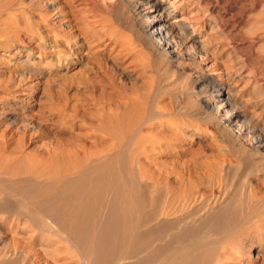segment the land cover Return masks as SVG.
I'll return each mask as SVG.
<instances>
[{"label": "bare ground", "instance_id": "bare-ground-1", "mask_svg": "<svg viewBox=\"0 0 264 264\" xmlns=\"http://www.w3.org/2000/svg\"><path fill=\"white\" fill-rule=\"evenodd\" d=\"M66 1V5L59 11L65 18H69L67 21L72 24L71 27H75L78 32L75 35L66 32L65 24L57 29L46 7L40 10L41 6L37 10L35 8L38 7L33 9L31 5L26 6L17 0L2 2L0 16L9 15L7 22L16 19L34 24L30 28L16 24L19 27L18 34L15 32L17 42L4 46L5 50L18 47V52L26 51L24 48L30 42L21 38V34L29 35L30 40L36 42L38 53L47 50L51 53L52 67L79 73V70H84L80 69L82 66L95 63L85 60V56H77L76 51L83 47L91 51L96 44L116 46L112 61L119 71H122L129 59L133 63V52L136 53V48H140L143 52L141 57H144L141 69L145 71L142 77L145 85L143 89L136 87L130 92L125 91L123 86H117V97L127 100L125 103L120 98L122 105L128 104L126 112L131 115L129 118L124 115L121 119L119 116L108 117L102 110L104 112L101 116L107 118L103 120L101 129H104L106 137L113 139L111 145L105 142L111 149L92 154L78 148L75 155L77 162L69 158L74 164H58L56 170L39 178L36 175L35 178H20L18 175L17 179L15 176L8 179L0 173V214L4 216L3 220L11 219L13 228L27 224L22 227L26 229L25 232L37 233L27 238L20 236V233H13L11 241L14 251L0 258V264H26L29 251L21 250V247L26 248L34 243L40 233H43L42 240H47L44 236L47 233L56 236L67 245V250L75 253L79 264H228V260L236 258L240 250V240H233V237L237 230H241L238 228L242 223L248 217L251 218V213L249 216L242 214L247 203L243 197L252 200L259 194L258 187L242 184L235 189L232 184L224 183L221 173H226L228 165L222 162L218 166L217 162L216 166L213 163L201 166L204 168V176H201L199 186L203 188L206 185L204 189L211 190L213 195L209 199H206V194L196 184L192 192L190 187V192L187 191L185 195L183 192L180 196V191H176L169 196L168 193L164 194L166 191H157L155 186V189L151 186L153 184H147L140 166V153L149 152V144H152L151 147L157 143L162 146L174 145L178 132L183 133L184 141L188 138L187 128L172 129L167 135L164 133L168 131L166 127L157 124L158 120L175 115L173 107L170 111L158 106V100L170 94V97L186 105L184 107L178 103L177 113L195 121L200 119L211 123L212 132L218 130L227 133L228 137L239 141L244 152L262 158L248 166L247 172H253V175L256 173L264 183V102L254 105L256 109L262 108L260 115L258 112L248 114L245 110L247 102L244 104L238 98L240 90H237V84L245 76L253 72L254 84H259V81L255 77L258 74H255L254 61L248 62V71L245 69L247 64H243L245 62L228 65L231 61L228 63L230 53L227 52L226 43L230 40L228 27L231 20L226 12L225 0H221V4H214L213 0ZM86 23L93 27L88 28ZM6 25L3 24L5 32L13 27L12 24V27L8 25L10 28ZM117 27L129 32L130 39L123 36L126 35L124 32H119L121 28L116 30ZM5 32L4 35L8 36V31ZM79 37L83 38L84 44L77 41ZM253 38V41L259 40ZM149 68L154 74L152 78L146 75ZM83 72L79 74H85ZM117 114L115 112L113 115ZM154 131L156 134L153 137L150 134ZM106 137L99 141L102 142ZM8 195L18 196L23 203L16 198L17 201L25 206L20 207L22 205L19 206V203V207L15 203L14 206L8 201ZM53 240L48 237V241Z\"/></svg>", "mask_w": 264, "mask_h": 264}, {"label": "rangeland", "instance_id": "rangeland-1", "mask_svg": "<svg viewBox=\"0 0 264 264\" xmlns=\"http://www.w3.org/2000/svg\"><path fill=\"white\" fill-rule=\"evenodd\" d=\"M4 1L6 0H1L0 4H2ZM17 1L25 3L26 6L31 5L30 7L33 9L38 7L35 8L37 10H39L41 6L42 8L40 10L46 7L45 10L49 12V17L51 18L52 24L54 23L53 25L57 29H61V25L65 24L67 33H73L74 35L78 33L75 27H71L72 24L68 23L67 20L69 18H65L60 14L61 12L59 11V9L61 10V8L64 7L68 1ZM46 2L48 4L50 3L49 6ZM213 2L214 4H217L220 3L221 0H213ZM225 2L227 7L226 12L229 19L231 20L228 27L229 33L231 32L230 40L226 43V49L228 50L227 52L230 53L228 55V63L231 61V63L228 65L233 66L234 62H245L243 64H247L245 67L247 70L248 64L254 61L255 74L259 75L255 77L257 78L256 80L259 81L260 85L254 84V79L252 77L253 72H250V76H245L244 80L237 84V90H240L238 91V98L242 100L244 104L246 102L248 103L245 104V110L248 112V114H252V112H258L257 114L260 115L262 108L256 109L254 105L264 102V0H225ZM232 14H235L237 17ZM1 16L0 173L2 176L8 179H13L14 176L15 179H17L16 176L18 175L21 176L20 178L23 176H29L32 178L38 176L39 178L41 175V177H43V175L48 174L51 171L53 172L54 169L56 170V166L58 168V166H61V164L62 166L68 163L70 165L74 164L70 159H75L78 148L87 150L92 154H98L100 150L105 152L106 150L111 149V146L108 144H110V141L112 144L113 139L111 137H106L104 129H101L103 128V120H105L107 117L101 115L105 111L108 117L119 116V119H121L120 117L123 115L127 116L128 118L131 116L130 113H127L128 104H121L122 99L120 98L123 97L119 95V97H117V92L119 91L118 88L122 86V88L128 92L136 87L143 89L145 84L142 77L144 76L145 71L141 68L143 64L142 58L144 60V57H141L143 52H141L140 48H136V53L135 51L133 52L134 55L132 61L134 64L132 63V65L130 63L131 59H129L123 65L124 68L122 71H119L115 65H113L112 61L113 55L116 54V51H114L116 46L112 45L108 47L106 45L108 43H104V45L96 44V46H94L91 51L89 50L90 48L84 49L83 47L76 51L77 56H85V60H89L88 62L91 60L95 62L93 64L89 63L90 66L88 65V68L86 66H82L80 68L81 70L83 68L85 70V72H83L84 70L81 72L79 70L80 74H82V72L85 73L83 76L79 73H76L75 71L68 72V70L66 71L65 69H57L52 67L50 65V60L52 59L51 53L48 50L43 51L44 53H38L36 42L31 41L29 35L21 34V38L25 40L27 39L26 42H30L29 45L24 48L26 51L20 53L18 52V47L15 49L11 48L9 51L5 50L4 46L8 44L14 45V43L17 42L16 40L18 38H16V36L19 32V27L26 26V28H30L31 26L33 27L34 24L32 23L33 25H31L30 21H28L29 23H24L22 20H19V23V21L16 19H12V21L8 20L7 22L6 19L10 18L9 15L1 14ZM3 22L7 24L6 26H10L11 24L13 25V27L11 25L12 29L9 26L7 27L10 28L6 30V32L8 31V36L6 34L4 35L6 27L3 26ZM16 24L20 26L18 27ZM67 24L70 25L67 26ZM116 24L117 23H115V25ZM90 25L91 24L87 25L89 26L88 28L93 27ZM83 26L85 28V25ZM120 28L121 27H117L116 30L118 29L119 31ZM2 30L4 31L2 32ZM123 30L124 29L121 28V31L119 32H124L126 35H122L129 40V36H131L130 33ZM15 32H17V34H15ZM253 37H257L259 40L253 41ZM76 39L77 41L80 40L81 44H84L83 38L79 37ZM250 43L253 44L251 45ZM138 51L140 55L138 54ZM137 58H139L138 61L140 60L139 63L138 61L136 63ZM236 58L238 59L236 60ZM139 64L141 66H139ZM107 69H109V72ZM148 70L150 71L147 72L148 74L146 75L152 78L154 74L151 72L150 68ZM78 74L81 77H79ZM106 74L109 76L107 77ZM246 74H248V72ZM116 82L117 84H115ZM125 99L123 98V101L126 103L127 100ZM158 101V106L160 105L161 107H166V109L170 111L173 107L172 112L175 114L171 115L172 117H165L163 120H158L159 122L156 121L158 122L157 124H163L164 127H166L165 129L168 131L165 130L167 133H164L169 135L170 130L184 127L187 128L186 135L188 138H186L184 141L183 136L181 135L183 133L178 132L176 134L177 140L174 141L175 143L173 142L174 145L171 143L169 146H162L157 143L155 147H151L152 144L148 143L150 146L148 145L147 151L149 152L144 153L143 151L140 153L142 161L140 166L142 170L141 173H143V178H145L147 184H153L151 186L154 189L156 187L157 191L164 190L166 193H164V191L163 193H168L169 196H171V192L176 193V191H178L177 193H179L180 191L179 194L181 196V193L183 194V192L185 195V193L187 194V191H194L195 184L197 186L200 185V178L201 176H204V168L202 167L205 165H211L212 163V165L216 166L215 163L217 162V165L220 166L219 163L224 162L226 166L228 165L226 173H221V175L223 174V178L226 180L225 181L223 179L224 183L232 184L235 189H238L240 186H242V184H250L254 188L257 186V190L259 191V194L255 195L252 200H250V197H243V200L247 203L244 202L246 206L244 207L245 209H243L242 214L244 216H249V213H251V218L248 217V220L243 222L244 224L242 223V227L239 225L240 227L238 229L241 230H237V234H235L236 236L233 237V240L236 238V240H240L238 245L240 246V250L237 251L239 255L234 259H229L228 264H264V183L258 178L259 176H257L256 173L253 175V172L252 174L247 172L248 166L252 165L254 161L255 163L257 161H261L262 158L252 156L248 151L244 152L245 149L239 145V141L231 139L228 137L229 135H227V133L218 130L212 132L211 130L213 129V126L211 123L206 121L202 122L200 119L195 121L193 119L185 118L183 114L177 113L176 108L179 105L184 107L186 106L185 104H182L184 103L183 101H176L175 98H172V96L170 97V94H166ZM173 102L174 104H172ZM115 112L118 114L113 115ZM154 133L156 134L154 131L150 135L153 136ZM103 137H106L107 139H103L102 143L99 140H101ZM78 141L81 142L79 143ZM105 142H109L107 144L108 147L106 146ZM104 143L105 145H103ZM129 151H127V153ZM70 153H72V157L70 156ZM128 155H130V152ZM74 162H77V159H75ZM39 180H41V178ZM205 186H203V188L199 186L198 188H201V190L204 192V195L206 194V199H209L213 193L208 188L204 189ZM190 187L192 188L190 189ZM0 195L2 196L1 192ZM16 198L19 202H22L16 195H10L8 201L14 206L17 204L16 206L19 207L23 202L19 203ZM258 203L259 205H257ZM23 205L25 206V204ZM23 205L20 207H24ZM251 205L253 207H251ZM261 205H263V207L260 208ZM257 208H259V210ZM254 209H256L257 212ZM258 212L261 213L259 214ZM254 215L255 217H253ZM2 216L3 215L0 214V258H3L4 256L7 257V255L9 256V254L14 251V246L12 245L11 241L13 233H20V236L25 238L37 234L36 231L35 233L32 231L25 232L26 229L22 227H26L27 224H23L24 226L19 225V229L17 226H14L13 228L12 220L10 219L9 221H5L3 220L4 218H2ZM243 226L246 228H243ZM42 236L43 233H40L39 237L34 241V243L29 244L28 247L26 246V248L24 246L21 247V250L29 251L25 260L26 264H79L80 261L75 256V253L72 250H67V245L60 242L56 236L53 237L51 234L47 233L44 235L46 236L47 240H42ZM48 237H51V239L54 240L50 242L48 241Z\"/></svg>", "mask_w": 264, "mask_h": 264}]
</instances>
